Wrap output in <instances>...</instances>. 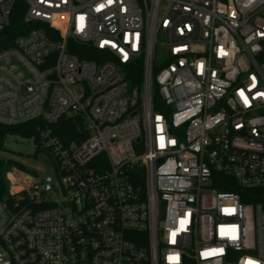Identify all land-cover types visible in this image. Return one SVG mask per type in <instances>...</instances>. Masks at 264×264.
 <instances>
[{"label": "built area", "instance_id": "built-area-1", "mask_svg": "<svg viewBox=\"0 0 264 264\" xmlns=\"http://www.w3.org/2000/svg\"><path fill=\"white\" fill-rule=\"evenodd\" d=\"M20 1L0 125L72 116L86 137L45 128L52 173L5 174L0 264H264V0Z\"/></svg>", "mask_w": 264, "mask_h": 264}, {"label": "trees", "instance_id": "trees-1", "mask_svg": "<svg viewBox=\"0 0 264 264\" xmlns=\"http://www.w3.org/2000/svg\"><path fill=\"white\" fill-rule=\"evenodd\" d=\"M25 5L22 1L16 0L9 25L0 32V49H5L13 44V41L19 35L24 34L32 28L30 23L24 21ZM51 33L54 32L49 30ZM68 53L77 55L79 58H85L89 60L99 61L102 54L93 49L91 46L76 42L73 39L68 40L67 44ZM160 66H154L153 73L159 70ZM129 82L133 85H139L142 80L143 67L141 61L133 63L127 67ZM153 104L157 108L159 104V98L156 93V86L153 84ZM45 128H49L52 135L56 136L61 142L67 144L69 142H80L85 139L86 133L83 130V124L80 118L72 116H64L55 124H45L39 120L29 121L19 125H0V198L4 195L7 185L5 182V174L11 169H17L26 173V170L15 159L2 154L6 153V141L8 137L19 136L21 138L31 139L34 143V155L43 153V150L39 147V133ZM220 190L224 188L218 187ZM260 194L254 198V201L260 202L264 205V189L259 190Z\"/></svg>", "mask_w": 264, "mask_h": 264}, {"label": "rangeland", "instance_id": "rangeland-1", "mask_svg": "<svg viewBox=\"0 0 264 264\" xmlns=\"http://www.w3.org/2000/svg\"><path fill=\"white\" fill-rule=\"evenodd\" d=\"M161 38L156 41L155 55L158 57L161 53ZM6 153L3 156L11 157L20 163L29 173L33 174L38 180L52 173V166L48 157L44 153L34 155V143L31 139L21 138L19 136L8 137L6 144ZM21 178V175H20ZM29 182V181H28Z\"/></svg>", "mask_w": 264, "mask_h": 264}, {"label": "water", "instance_id": "water-1", "mask_svg": "<svg viewBox=\"0 0 264 264\" xmlns=\"http://www.w3.org/2000/svg\"><path fill=\"white\" fill-rule=\"evenodd\" d=\"M89 44V43H88Z\"/></svg>", "mask_w": 264, "mask_h": 264}]
</instances>
